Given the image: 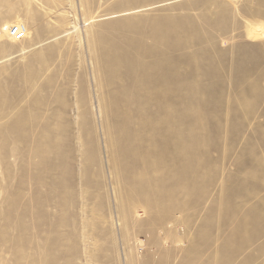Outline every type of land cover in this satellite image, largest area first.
Returning <instances> with one entry per match:
<instances>
[{
	"label": "rangeland",
	"instance_id": "obj_1",
	"mask_svg": "<svg viewBox=\"0 0 264 264\" xmlns=\"http://www.w3.org/2000/svg\"><path fill=\"white\" fill-rule=\"evenodd\" d=\"M0 264H264V0H0Z\"/></svg>",
	"mask_w": 264,
	"mask_h": 264
},
{
	"label": "built area",
	"instance_id": "obj_2",
	"mask_svg": "<svg viewBox=\"0 0 264 264\" xmlns=\"http://www.w3.org/2000/svg\"><path fill=\"white\" fill-rule=\"evenodd\" d=\"M6 32H7V36L11 40L15 42H19L26 37L27 29L23 24H13L7 28Z\"/></svg>",
	"mask_w": 264,
	"mask_h": 264
}]
</instances>
